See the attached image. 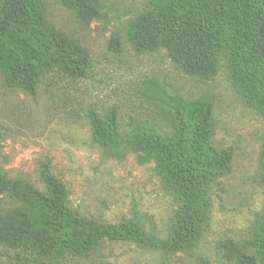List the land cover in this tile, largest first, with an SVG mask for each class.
Here are the masks:
<instances>
[{"label": "trees", "instance_id": "1", "mask_svg": "<svg viewBox=\"0 0 264 264\" xmlns=\"http://www.w3.org/2000/svg\"><path fill=\"white\" fill-rule=\"evenodd\" d=\"M77 20L90 26L100 20L99 0H60ZM124 36L138 56L164 50L186 75L214 80L227 66L235 89L249 106L264 113V0H150L125 23ZM122 34L112 32L108 49L124 51ZM91 56L75 38L49 20L44 0H0V76L8 89L35 95L42 77L57 72L79 81L87 78ZM147 101L162 108L168 125L137 116L126 124L117 109L89 110L93 140L118 154L134 153L140 164L155 163V173L180 206L165 239L148 235L136 222L98 223L69 206L64 183L42 165L43 193L21 180L0 178V190L15 208L0 215V245L27 248L32 264H66L90 259L105 242L134 243L166 255L195 245L207 218L211 186L230 173L233 148L212 145L214 118L208 99H184L154 80ZM264 185V142L260 153ZM252 240L238 246L231 240L220 249L230 264H264V211Z\"/></svg>", "mask_w": 264, "mask_h": 264}, {"label": "rangeland", "instance_id": "2", "mask_svg": "<svg viewBox=\"0 0 264 264\" xmlns=\"http://www.w3.org/2000/svg\"><path fill=\"white\" fill-rule=\"evenodd\" d=\"M48 18L75 38L91 56L87 78L72 80L57 72L41 78L35 95L8 89L0 76V178L21 180L46 193L42 165H50L69 193V206L98 223H138L148 235L165 239L173 228L180 203L155 173V163L140 164L134 153L118 154L98 145L87 121L89 110L116 108L122 125L137 116L168 125L162 108L146 100L154 80L184 99L206 98L212 107V145L233 148L231 170L211 186L207 218L195 245L166 255L134 243L105 242L90 259L66 264H230L220 246H238L260 231L264 211L260 153L264 142V113L248 106L238 94L225 66L218 76L202 82L186 75L161 50L136 55L125 39V23L142 12L150 0H99L101 18L80 23L60 0H44ZM118 30L122 54L112 53L108 41ZM18 205L0 190V215ZM27 248L0 245V264H32Z\"/></svg>", "mask_w": 264, "mask_h": 264}]
</instances>
